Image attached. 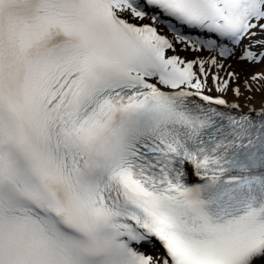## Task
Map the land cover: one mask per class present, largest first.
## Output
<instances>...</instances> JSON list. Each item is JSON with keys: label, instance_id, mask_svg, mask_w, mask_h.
Returning a JSON list of instances; mask_svg holds the SVG:
<instances>
[{"label": "snow or ice", "instance_id": "1", "mask_svg": "<svg viewBox=\"0 0 264 264\" xmlns=\"http://www.w3.org/2000/svg\"><path fill=\"white\" fill-rule=\"evenodd\" d=\"M256 95L264 0H0V264H264Z\"/></svg>", "mask_w": 264, "mask_h": 264}, {"label": "rangeland", "instance_id": "2", "mask_svg": "<svg viewBox=\"0 0 264 264\" xmlns=\"http://www.w3.org/2000/svg\"><path fill=\"white\" fill-rule=\"evenodd\" d=\"M232 65H233V67L234 68H237V70H240L239 69V67H238V65L235 63V62H232ZM258 69H254V68H249V70H248V73H251V72H253V71H257ZM231 98V97H230ZM262 99H264V97H261L260 95H256V97H255V99L254 100H252V101H249V104H252V105H254V103H256L257 101L258 102H261V100ZM256 101V102H255ZM241 103H243V101H241ZM244 109H247V107H245Z\"/></svg>", "mask_w": 264, "mask_h": 264}, {"label": "bare ground", "instance_id": "3", "mask_svg": "<svg viewBox=\"0 0 264 264\" xmlns=\"http://www.w3.org/2000/svg\"><path fill=\"white\" fill-rule=\"evenodd\" d=\"M166 31V30H165ZM238 67H239V69L241 68V67H244L245 68V70L248 72V70H249V68L250 67H248V66H240V65H238ZM256 102V101H255ZM260 105H261V102H256V103H254V106L256 107V108H259L260 107Z\"/></svg>", "mask_w": 264, "mask_h": 264}]
</instances>
